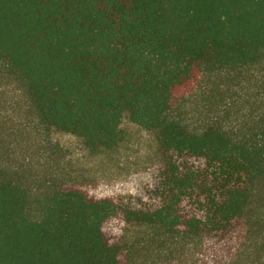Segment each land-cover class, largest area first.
Returning <instances> with one entry per match:
<instances>
[{
    "label": "trees",
    "instance_id": "1",
    "mask_svg": "<svg viewBox=\"0 0 264 264\" xmlns=\"http://www.w3.org/2000/svg\"><path fill=\"white\" fill-rule=\"evenodd\" d=\"M0 65L45 131L99 155L126 141L127 118L156 132L162 162L147 205L128 209L58 182L35 195L0 166V264H135L240 231L264 264V0H0Z\"/></svg>",
    "mask_w": 264,
    "mask_h": 264
},
{
    "label": "rangeland",
    "instance_id": "2",
    "mask_svg": "<svg viewBox=\"0 0 264 264\" xmlns=\"http://www.w3.org/2000/svg\"><path fill=\"white\" fill-rule=\"evenodd\" d=\"M195 84L185 93L190 122L210 116L208 94ZM126 141L115 151L90 155L70 134L45 131L21 83L0 65V166L17 176L33 193L54 183L75 186L111 197L122 208L147 205L161 180L157 134L123 118ZM38 187L41 190H38ZM235 241L220 244L204 239L200 245L152 249L135 264H259L262 252ZM241 245V246H240Z\"/></svg>",
    "mask_w": 264,
    "mask_h": 264
}]
</instances>
